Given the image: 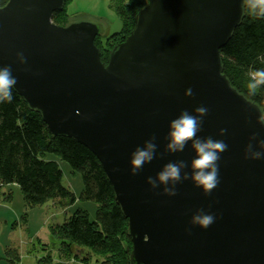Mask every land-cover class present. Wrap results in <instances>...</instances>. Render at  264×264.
<instances>
[{
    "label": "water",
    "instance_id": "1",
    "mask_svg": "<svg viewBox=\"0 0 264 264\" xmlns=\"http://www.w3.org/2000/svg\"><path fill=\"white\" fill-rule=\"evenodd\" d=\"M145 2L133 31L104 62L95 44L100 26L53 21L65 0H8L0 5V66L12 67L14 89L53 135L76 139L100 160L128 219L131 264H264V159L244 153L253 133L264 139L263 112L231 85L220 54L246 2ZM188 88L193 95H185ZM198 106L209 111L197 135L228 145L219 185L209 195L191 180L178 183L175 196L152 189L147 178L170 161L184 160L191 171V142L167 153L165 136L171 120L185 109L195 115ZM152 135L156 156L133 175L130 154ZM197 209L215 222L192 226Z\"/></svg>",
    "mask_w": 264,
    "mask_h": 264
},
{
    "label": "trees",
    "instance_id": "2",
    "mask_svg": "<svg viewBox=\"0 0 264 264\" xmlns=\"http://www.w3.org/2000/svg\"><path fill=\"white\" fill-rule=\"evenodd\" d=\"M69 1L65 0L63 9L53 15L55 23L64 26L70 21L66 10ZM7 2L0 0V5ZM145 3L112 0L123 27L104 40L101 36L95 40L104 62L113 46L133 31L138 11ZM244 8L241 24L220 50L221 63L231 85L254 101L264 116V86L256 94L247 89L248 71L264 69V17L250 14L247 4ZM12 95L11 102H0V202H9L13 198L12 187H18L29 207L47 201L69 207L77 197L62 183L63 171L58 160H65L72 171L81 173L84 188L80 199L97 203V210L95 220L78 208L63 223L50 226V236L60 240V253L84 264L92 260L95 264H131L133 246L128 219L115 201V191L100 160L76 139L53 135L39 110L29 106L14 88ZM47 257L51 259V254ZM19 261L15 252L6 264H20Z\"/></svg>",
    "mask_w": 264,
    "mask_h": 264
},
{
    "label": "clouds",
    "instance_id": "3",
    "mask_svg": "<svg viewBox=\"0 0 264 264\" xmlns=\"http://www.w3.org/2000/svg\"><path fill=\"white\" fill-rule=\"evenodd\" d=\"M250 14L264 17V0H245ZM20 64H26L27 59L23 52L16 54ZM249 82L247 89L250 94H256L261 86H264V69L249 70ZM17 84V78L13 76L10 65L0 66V102H11L13 99L12 89ZM185 95H193L192 89L188 88ZM208 108L198 106L194 109V114L188 110L180 112L179 116L169 123V131L165 136L168 142L165 145L167 153L183 152L186 145L191 142V148L195 153L191 160V171H184L189 167L184 160L170 161L156 174V177H148L147 183L152 189L163 186L162 192L168 196L177 194L176 185L182 181L191 180L195 187L201 188L205 195H209L220 183L219 161L221 153L227 151L228 145L224 140L214 139L212 136L200 137L197 135L202 130L203 118L208 114ZM260 123L264 126V116L260 118ZM227 130L221 129L220 134H225ZM157 137L152 135L146 140L143 146H137L130 154L131 173L133 175L143 168L146 163H150L156 156ZM255 141V145L253 144ZM259 150H256V149ZM246 159H264V139L257 140V133L249 137V143L245 150ZM216 220L214 214L205 212L204 209H197L192 215L190 224L201 228L210 227ZM190 231V229H189Z\"/></svg>",
    "mask_w": 264,
    "mask_h": 264
},
{
    "label": "rangeland",
    "instance_id": "4",
    "mask_svg": "<svg viewBox=\"0 0 264 264\" xmlns=\"http://www.w3.org/2000/svg\"><path fill=\"white\" fill-rule=\"evenodd\" d=\"M66 10L70 21H90L100 26L103 40L123 27L112 0H71ZM58 161L63 171L62 183L76 195L75 203L63 208L55 201H47L29 207L20 188L12 187L13 198L9 202H0V264H6V259L15 252L20 256V264H60L57 261L62 251L60 240L50 236V226L63 223L78 208L87 211L92 220L96 219L97 203L80 199L84 188L81 173L72 171L65 160ZM48 253L51 259L47 257ZM67 258L68 261H62L64 264L75 262L72 256ZM77 264L84 263L79 261Z\"/></svg>",
    "mask_w": 264,
    "mask_h": 264
},
{
    "label": "crops",
    "instance_id": "5",
    "mask_svg": "<svg viewBox=\"0 0 264 264\" xmlns=\"http://www.w3.org/2000/svg\"><path fill=\"white\" fill-rule=\"evenodd\" d=\"M12 192H13V191H12ZM37 235H38V234H37ZM57 257H58V256H57ZM63 258H64V259H63ZM67 259H68L67 257L65 258V257L63 256V254L60 253V254H59V257L57 258V261H58V262H60V261L62 262V261H65V260L68 261ZM78 262H79V261L74 262V263H72V264H77ZM63 263H64V262H63ZM94 264H95V263H94Z\"/></svg>",
    "mask_w": 264,
    "mask_h": 264
},
{
    "label": "bare ground",
    "instance_id": "6",
    "mask_svg": "<svg viewBox=\"0 0 264 264\" xmlns=\"http://www.w3.org/2000/svg\"><path fill=\"white\" fill-rule=\"evenodd\" d=\"M72 260H74L75 262H77V260H75L74 258H72Z\"/></svg>",
    "mask_w": 264,
    "mask_h": 264
}]
</instances>
